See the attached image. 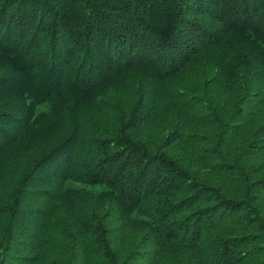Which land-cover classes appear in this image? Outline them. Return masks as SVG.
I'll use <instances>...</instances> for the list:
<instances>
[{
    "label": "trees",
    "instance_id": "16d2710c",
    "mask_svg": "<svg viewBox=\"0 0 264 264\" xmlns=\"http://www.w3.org/2000/svg\"><path fill=\"white\" fill-rule=\"evenodd\" d=\"M0 264H264V0H0Z\"/></svg>",
    "mask_w": 264,
    "mask_h": 264
},
{
    "label": "rangeland",
    "instance_id": "374dc122",
    "mask_svg": "<svg viewBox=\"0 0 264 264\" xmlns=\"http://www.w3.org/2000/svg\"><path fill=\"white\" fill-rule=\"evenodd\" d=\"M60 102V101H59ZM41 112H44L45 114H49L50 113V106L49 105H43V106H41L39 109H38V112L37 113H41ZM57 113V112H56ZM56 113H54V115H53V117L55 118V119H57V114ZM47 115H44V116H42L41 118H40V121L41 122H45L48 118H49V116H47Z\"/></svg>",
    "mask_w": 264,
    "mask_h": 264
}]
</instances>
